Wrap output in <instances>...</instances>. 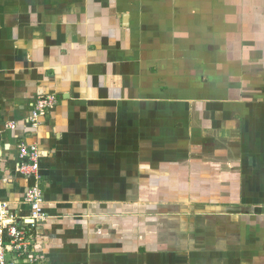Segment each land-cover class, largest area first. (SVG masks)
<instances>
[{
    "label": "crops",
    "instance_id": "crops-1",
    "mask_svg": "<svg viewBox=\"0 0 264 264\" xmlns=\"http://www.w3.org/2000/svg\"><path fill=\"white\" fill-rule=\"evenodd\" d=\"M20 143L44 156L46 264H264V0H0V205L21 220Z\"/></svg>",
    "mask_w": 264,
    "mask_h": 264
},
{
    "label": "built area",
    "instance_id": "built-area-1",
    "mask_svg": "<svg viewBox=\"0 0 264 264\" xmlns=\"http://www.w3.org/2000/svg\"><path fill=\"white\" fill-rule=\"evenodd\" d=\"M57 101L53 94L36 98L26 119L27 124L36 127L39 119L47 115L56 106ZM14 126L15 123L11 122L6 127ZM16 148V172L28 185L23 194V203L28 209V214L21 219V225L18 226V215L6 209L4 204L0 205V264H46L43 255L35 248L33 236L35 228L45 218L41 208L43 192L39 174L43 152L26 143H20Z\"/></svg>",
    "mask_w": 264,
    "mask_h": 264
},
{
    "label": "water",
    "instance_id": "water-1",
    "mask_svg": "<svg viewBox=\"0 0 264 264\" xmlns=\"http://www.w3.org/2000/svg\"><path fill=\"white\" fill-rule=\"evenodd\" d=\"M26 222H27V221H26ZM17 225H18V226L21 225V220H20V219L17 220Z\"/></svg>",
    "mask_w": 264,
    "mask_h": 264
}]
</instances>
